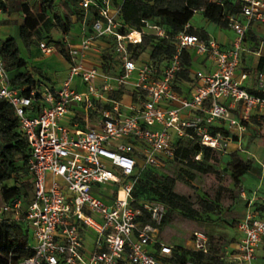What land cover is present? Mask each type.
I'll return each instance as SVG.
<instances>
[{"label":"built area","instance_id":"2783aa9c","mask_svg":"<svg viewBox=\"0 0 264 264\" xmlns=\"http://www.w3.org/2000/svg\"><path fill=\"white\" fill-rule=\"evenodd\" d=\"M239 1L241 11L225 16L236 32L232 47L223 49L212 36L188 32V23L174 37L176 50L164 65L149 55L133 56L129 45L142 43L145 31L120 32L119 9L112 0H81L79 42L68 33L58 43L39 42L42 54L60 53L68 63V76L57 86L41 83L27 90L12 85L0 55V98L13 105L27 136L34 184L29 203L17 198L1 207L27 223L36 239L35 253L19 264H165L161 258L172 256L173 246L157 239L165 207L151 201L135 204L139 166H159L163 157H174L180 138L227 154L248 152L243 142L253 116L264 121V71L257 75L263 94H255L246 83L249 73L238 75L237 69L249 29L264 22V0ZM91 6L99 16L89 21ZM5 12L0 1V24ZM143 22L155 35L170 38L163 26ZM101 39L114 40L109 71L92 55ZM189 48L210 54L217 68L197 71L187 93L176 81ZM77 76L84 90L80 83L73 85ZM126 93L130 102L124 100ZM79 110L85 113L79 118L94 116L97 124L83 128L62 122ZM242 197L246 211L237 226L240 236L222 258L230 264H264V209L259 208L264 195L243 191ZM87 230L95 233L91 247ZM194 236V249L208 252V235L198 230Z\"/></svg>","mask_w":264,"mask_h":264},{"label":"trees","instance_id":"16d2710c","mask_svg":"<svg viewBox=\"0 0 264 264\" xmlns=\"http://www.w3.org/2000/svg\"><path fill=\"white\" fill-rule=\"evenodd\" d=\"M6 9H11L22 17V22L17 23L16 34H11L0 41V55L4 67L8 70L11 84L25 86L28 89L41 83L48 84L45 79L35 78L28 68V61L21 55L19 39L30 48L38 44L41 39L53 40L52 31L57 29L67 33L71 30V24L67 18L56 8L55 0H38L41 9H34L30 0H9L6 3L0 0ZM74 2L77 0H73ZM113 6L119 9L117 19L122 26L119 31L127 33L131 30L145 31L143 41L139 44H130L129 49L133 56L138 58L144 54L152 59L166 64L176 50L174 37L182 32L185 25L194 17L195 10H200L203 15L223 27L228 26L225 16L228 13H239L242 5L239 0H112ZM81 2V0H80ZM70 0H66L69 4ZM76 3V2H75ZM83 9V7L81 6ZM89 21L97 18L98 11L94 6L89 8ZM83 15V10L80 11ZM143 20H151L163 26L170 38L155 35L150 31ZM3 22L8 23V20ZM190 33H196L203 38L207 34L202 31L188 29ZM264 38L254 45L249 46L256 51ZM104 43V51L101 55L103 68L109 71L112 68L114 58V40L101 39ZM184 69L178 78L188 77L190 72V54L184 51ZM259 70L264 71V57H261ZM178 87V86H177ZM179 89V88H178ZM255 94H263L262 90L249 89ZM121 91L120 94H122ZM264 134V130L262 131ZM264 143V139H263ZM201 153V159L196 156ZM210 147L200 145L196 140L180 138L175 141V155L172 158H162L159 166L149 165L138 171V179L133 195L136 205L151 201L163 205L166 209L165 221L170 219L176 211L182 212L191 218H200L204 213L214 211V203L198 195L197 200L173 189V180L168 176L161 178V169L171 163H178V177L188 181L194 179L197 174H209L217 172L216 164L220 163V154ZM30 146L27 136L23 131L19 117L13 105L0 98V264H19L24 258L35 253L33 246L29 244L31 233L29 226L23 221L7 216L1 212V207L6 203H12L17 198H22L24 204L30 202L33 193V178L28 166ZM227 167L231 170L237 184H240L242 176L253 167V160L243 158L238 152L230 153ZM263 210L264 207H259ZM146 219V218H145ZM239 223V222H238ZM235 242V241H234ZM173 246V245H172ZM159 245L154 246V253L159 256ZM225 252H219L214 245H210L208 252L192 248L173 246L171 257L161 258L165 264H186L192 261L194 264H230L222 258Z\"/></svg>","mask_w":264,"mask_h":264},{"label":"rangeland","instance_id":"374dc122","mask_svg":"<svg viewBox=\"0 0 264 264\" xmlns=\"http://www.w3.org/2000/svg\"><path fill=\"white\" fill-rule=\"evenodd\" d=\"M70 1L71 2L66 5L63 0H59L56 6L57 10L63 13L67 20L72 19L73 14H75V17H78V14L73 12V6H76V1ZM14 16V13H10L9 15H5L3 19L9 17V21H13ZM77 23L78 21H76L75 25ZM191 24L195 28L207 30L216 38L219 36L222 38L224 35L231 32L228 27H222L215 22H208L206 17L200 11L195 13L191 20ZM4 26H6L7 29H10L6 34H16L17 22L4 23L2 21L0 27ZM57 31H52L55 37H58L61 34L59 30ZM19 44L21 55L30 60L31 65L35 68H41L42 70L47 71L53 76V80L56 78H66L68 76L66 64L60 58H57V54L34 59L29 52V48L20 39ZM104 46V43H99L97 44L96 50L103 52ZM41 77L49 83L48 77L44 75H41ZM80 81L81 79L77 76L74 79L73 85L80 83V90H84V84ZM63 123H65V121ZM263 130L264 121L260 123L258 127H254L250 130L249 139L244 138L243 145L248 152H239V154L245 159L253 160V167L248 173L242 176L240 184L236 183L231 170L227 167L230 159V155L227 153L220 154V163L216 164L217 172L197 174L194 179H189L188 181L181 180L178 177L180 166L178 163L168 164L161 169L159 176L161 178L168 176V178L173 180L174 190L190 196L195 201L197 200V196L200 195L213 202L215 209L210 214L204 213L200 218H191L182 212L176 211L173 216L165 221V223L159 228L157 234L158 240L176 247L193 249L196 245L194 232L200 230L208 235L210 245H214L219 252H225L228 250V247L240 236V231L237 226L246 211L242 192L247 191L251 195L252 191L256 190L259 195H264ZM26 226H28V224H26ZM30 233V242L32 245H35L36 241L32 238L31 229ZM88 241L91 240L89 239Z\"/></svg>","mask_w":264,"mask_h":264},{"label":"crops","instance_id":"0c3cea01","mask_svg":"<svg viewBox=\"0 0 264 264\" xmlns=\"http://www.w3.org/2000/svg\"><path fill=\"white\" fill-rule=\"evenodd\" d=\"M4 1L6 3H9V0H4ZM63 1H64V4H66V0H63ZM58 2H59V0H55L56 6H57ZM30 3L33 5L34 9H36V10L41 9V4L38 0H30ZM66 5H68V4H66ZM75 5L76 6H73V12L77 13L78 17H75V14H73L72 19H68L69 20L68 22L71 24V30H70V32H67V33L73 39L74 42H79L80 41L79 33H80L81 28L83 26L84 15L80 14V11L83 10L81 8L80 0H78V2L76 1ZM10 13L15 14V16L13 17L14 18L13 21H11V20L9 21V19H10L9 17L3 19L5 15H9ZM4 16L1 20V22L4 20H8V23H10V22L21 23L22 22V17L19 14H17L16 12L12 11L11 9H6ZM75 20L78 21V23L76 25H75V23H76ZM208 22H211V21L208 20ZM189 24H190L189 28L192 27L194 30L202 31V32L206 33L208 37L212 36L207 30L195 28L191 24V22ZM226 27L230 28V30H231L230 33H228L227 35H224V37H222V38H221V36H219L217 38L214 37V38H216L219 45L223 49L232 47V45L235 41V38H236V32L231 27H229V26H226ZM54 30L57 31V29H54ZM9 31H10V29H7L6 26L0 27V41L7 38L9 35L12 34V33L6 34V32L8 33ZM60 33L61 34L58 37H55L54 33H52V36L54 37V39L60 40L63 37V35L67 34V33H64L61 31H60ZM261 38H264V22L263 21H257L255 23H253V25L251 26V28L248 31L247 40H246L247 50L242 53L241 63H240L239 68L237 69L238 75H240L243 72L249 73L248 80L246 81L247 85L249 86V89L261 90L260 86L258 85L257 75H258V72H260V70L258 68L259 63L261 62L260 59H261V57H264V44H263V42H261L259 47H257L256 51L251 50L249 48V46L254 45V43L256 41L259 42L261 40ZM41 40H43V39H41ZM41 40L38 41V44H36V45L34 44L33 46H31L29 48V50H30L29 52H30L31 56L34 59H37V58L40 59L43 57L53 56L54 54H57L58 55L57 58H60L66 64L67 71L69 73V66H68V63H67V61L63 55H61L60 53H52L51 55H46V56L42 55V52L39 48V42ZM44 40H46V39H44ZM96 49L97 48H95V50L93 51V54H92L93 57L94 58H99V57L101 58V56H100L101 52L97 51ZM185 51H186V53L190 54V62H191L190 63V72H189L187 78L180 76V78L177 79L176 84L178 86L177 88H179L180 91L188 93L189 90L191 89V86H192V85H190V82L193 81V79L195 78L197 71L202 70V71H206V72H213L217 68V62L210 54H208V53L198 54L194 48H189ZM145 55H147V54H145ZM33 58H31V59H33ZM27 61H28V64H27L28 68L33 73L34 77L37 79H39L41 77V75L48 77V79H49L48 85L57 86L67 78V77L66 78H58V79L56 78L53 80V76L50 75L47 71H44L41 68H35L33 65H31L30 60L27 59ZM183 64H184V60H183ZM79 85H80L79 87H81V84H79ZM124 100L126 102H130L131 98H130V95L128 93H126V95H124ZM77 108L80 109V107H77ZM77 113H79V114L76 115L74 113H69V115H67V117L65 119H63V122L65 121L64 124L69 125V126H74V125H76V123H78L79 127H83V128H88V126L97 124V119H95L94 116L89 117V120L86 121V118H87L86 116H83V117H86L85 119L79 118L80 114L85 115V113L83 111L79 110V112H77ZM235 113L238 115V112H235ZM262 122L263 121L259 120V118H257L256 115L253 116L252 123L250 124L248 131L246 132L244 138L249 139L250 138V130H252L254 127H258L260 125V123H262ZM230 148L234 149L235 145L233 143H231ZM50 176L51 175H49V177ZM254 191H256V190H254ZM254 191H252V193ZM246 193L250 194L247 191H246ZM6 215L16 219L17 221H20L16 216H13L12 214H6ZM25 224H27V223H25ZM86 237H87V246L91 247L92 243L94 241L95 233L91 230H87ZM32 238H34L33 233H32ZM89 239L91 241H88ZM34 240L36 241L35 238H34ZM29 244L31 246L36 245V244L32 245L30 241H29Z\"/></svg>","mask_w":264,"mask_h":264},{"label":"bare ground","instance_id":"6f19581e","mask_svg":"<svg viewBox=\"0 0 264 264\" xmlns=\"http://www.w3.org/2000/svg\"><path fill=\"white\" fill-rule=\"evenodd\" d=\"M133 37H136L137 39L140 37V35L137 33V32H135L134 34H133Z\"/></svg>","mask_w":264,"mask_h":264}]
</instances>
